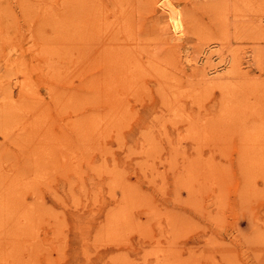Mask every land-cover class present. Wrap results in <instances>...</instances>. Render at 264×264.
Listing matches in <instances>:
<instances>
[{"label": "rangeland", "instance_id": "obj_1", "mask_svg": "<svg viewBox=\"0 0 264 264\" xmlns=\"http://www.w3.org/2000/svg\"><path fill=\"white\" fill-rule=\"evenodd\" d=\"M154 1L0 0V264H264V0H173L188 17L180 44ZM209 47L231 60L216 83L194 68ZM125 54L139 72L109 89ZM240 58L245 75L230 69Z\"/></svg>", "mask_w": 264, "mask_h": 264}, {"label": "bare ground", "instance_id": "obj_2", "mask_svg": "<svg viewBox=\"0 0 264 264\" xmlns=\"http://www.w3.org/2000/svg\"><path fill=\"white\" fill-rule=\"evenodd\" d=\"M76 1V0H75ZM82 1V0H81ZM85 1V0H84ZM94 1V0H93ZM148 1V0H147ZM152 1V0H151ZM173 0H155L154 1V3H155V10H156V12H160V13H162L163 14V16H165L166 18H167V20H166V22H167V25H168V27L170 28V30H171V36H170V40H172V41H174V42H176V44H180L181 43V41L182 40H184V38H185V35H186V32H187V29H188V26H187V18L184 16V11L179 7V4H177V3H174V2H172ZM175 1H177V0H175ZM183 1V0H182ZM41 2V1H40ZM45 2H46V0H45ZM49 2V1H48ZM53 2V1H52ZM67 2V1H66ZM68 2H69V0H68ZM99 2V1H98ZM178 2V1H177ZM76 3V2H75ZM86 3V2H85ZM223 3H226V2H224L223 1ZM247 3V2H246ZM65 4V3H64ZM70 4H71V2H70ZM83 4V3H82ZM96 4V3H95ZM151 4V3H150ZM42 5H45V4H42ZM72 5V4H71ZM93 5V4H92ZM98 5V4H97ZM102 5H106L105 3H103ZM101 5V6H102ZM217 5H219V7L222 9V8H224L225 6H223L222 7V5H220V4H217ZM84 6V5H83ZM86 6H88V5H86ZM96 6V5H95ZM100 6V7H101ZM153 6V5H152ZM70 7V6H69ZM69 7H68V9H69ZM86 9H87V7H85ZM88 8H90V7H88ZM98 8V7H97ZM183 8V7H182ZM217 8V7H216ZM64 9V8H63ZM91 9H92V7H91ZM94 9V8H93ZM153 9V8H152ZM185 9V8H184ZM61 10V9H60ZM66 10V9H65ZM64 10V11H65ZM79 10V9H78ZM88 10V9H87ZM215 10V9H214ZM225 9H223V11H224ZM46 11V10H45ZM86 11V10H85ZM110 11V10H109ZM115 11H116V9H115ZM153 12H155L154 10H152ZM151 11V12H152ZM217 11V10H216ZM215 11V12H216ZM219 11V10H218ZM217 11V12H218ZM223 11H221V12H223ZM95 12V11H94ZM103 12V11H102ZM101 12V13H102ZM111 12V11H110ZM109 12V13H110ZM54 13H59L58 11L57 12H54ZM63 13V12H62ZM62 13H60V14H62ZM65 13V12H64ZM76 13V12H75ZM79 13H81V12H79ZM225 12H223V14H224ZM51 14V13H50ZM71 14V13H70ZM114 14H115V12H114ZM227 14V13H226ZM53 15V14H52ZM67 15V14H66ZM81 15H84V13L83 14H81ZM88 15H91V13L89 14V12H88ZM155 15H156V13H155ZM221 15H222V13H221ZM220 15V16H221ZM225 15V14H224ZM223 15V18L224 17H226V15L224 16ZM60 16V15H59ZM64 16V15H63ZM72 17L74 16V15H71ZM76 16V15H75ZM74 16V17H75ZM87 16V15H86ZM85 16V17H86ZM104 16V15H103ZM110 16V15H109ZM158 17L160 16L159 15V13H158V15H157ZM264 16V15H263ZM50 17V16H49ZM99 17H100V15H99ZM61 18H63V17H61ZM64 18H66V17H64ZM76 18V17H75ZM91 18V17H90ZM93 18H95V17H93ZM100 18H102V15H101V17ZM163 18V17H162ZM227 18V17H226ZM59 19V18H58ZM57 19V20H58ZM67 19V18H66ZM222 19V18H221ZM262 19V18H261ZM69 20V19H68ZM80 20V19H79ZM165 20V19H164ZM60 21V20H59ZM71 21V20H70ZM70 21H68V22H66V23H68L69 24V22ZM89 21V20H88ZM263 21V20H262ZM72 22V21H71ZM91 22V21H90ZM100 22V21H99ZM164 22V21H163ZM77 23H78V21H77ZM97 23V22H96ZM106 23V22H105ZM227 23V22H226ZM71 24V23H70ZM76 24V23H75ZM89 24V23H88ZM88 24H86V25H88ZM121 24V23H120ZM189 24V23H188ZM228 24V23H227ZM261 22L259 23V26L261 27ZM83 25V24H82ZM90 25V24H89ZM88 25V26H89ZM92 25H94V24H92ZM165 25V24H164ZM222 25H224V24H222ZM69 26V25H68ZM73 25H71V28L73 29V28H75V26L74 27H72ZM96 26H97V24H96ZM108 27H109V25H107ZM114 27H117V26H114ZM168 27H165L164 29H166V28H168ZM228 27V26H227ZM250 27V26H249ZM67 28V27H66ZM70 28V27H69ZM71 28H70V30H71ZM78 28V27H77ZM86 28V27H85ZM101 28H102V26H101ZM169 28H168V30H169ZM236 28V27H235ZM238 28H239V26H238ZM246 28V27H245ZM81 29H83V27L81 28ZM190 29V28H189ZM254 29V28H253ZM257 29H259V28H257ZM257 29H255V30H257ZM92 30V29H91ZM104 30H106V28L104 27ZM121 30V29H120ZM169 30V31H170ZM238 30V29H237ZM69 31V30H68ZM73 31V30H72ZM83 32H84V30H82ZM124 31V30H123ZM236 31V30H235ZM254 31V30H253ZM71 32V31H70ZM99 32V31H98ZM98 32H97V34H98ZM87 33V32H86ZM125 33H127V31H125ZM236 33V32H235ZM89 34V33H88ZM92 34V33H91ZM115 34V33H114ZM122 34V33H121ZM226 34V33H225ZM242 34V33H241ZM263 34V33H262ZM113 35V34H112ZM188 35V34H187ZM236 35V34H235ZM234 35V37H236ZM86 36H87V34H86ZM89 36V35H88ZM94 36V35H93ZM99 36V35H98ZM244 36V35H243ZM82 37V36H81ZM90 37V36H89ZM125 37V36H124ZM224 37H225V35H224ZM241 37V36H240ZM245 37V36H244ZM95 38H97V37H95ZM256 38V37H255ZM84 39H85V36H84ZM114 39V38H113ZM113 39H111V40H113ZM131 39H132V37H131ZM188 39V38H187ZM216 39V38H215ZM241 39V38H240ZM260 39V38H259ZM119 40V39H118ZM124 40V39H123ZM122 40V41H123ZM224 40H226V39H224ZM253 40H255V39H253ZM125 41H127V40H125ZM186 41V40H185ZM188 41V40H187ZM221 41V40H220ZM111 42H113V41H109V44L111 43ZM115 42H117V41H115ZM124 42V41H123ZM219 42V41H218ZM122 43V42H121ZM171 44H173V43H171ZM214 44V43H213ZM112 45V44H111ZM208 45V44H207ZM216 45H217V43H216ZM225 45H227V44H225ZM108 46H110V45H108ZM120 47H121V49H122V46L121 45H119ZM118 46V47H119ZM104 47V46H103ZM115 47H116V45H115ZM123 47H124V51H125V46L123 45ZM128 47H129V45H128ZM206 47H208V46H206ZM220 47H222V46H220ZM109 48V47H108ZM107 48V49H108ZM172 48H174L173 46H172ZM181 48V47H180ZM102 49V48H101ZM101 49H100V51H101ZM106 49V50H107ZM98 50V49H97ZM96 50V51H97ZM111 50H112V46H111ZM109 51V49H108V52L110 53V52H112V51ZM115 50V49H114ZM213 50V48L212 47H209L205 52H204V56H202V57H200V58H198V60H195V67L194 68H196V67H199V66H202V68H201V70H202V72H203V74L205 75V79L207 80V81H213V80H215V78H216V76H219L220 75V71L221 70H223L224 68H229V67H231V63H230V65L228 64L229 62H231V60L230 61H228V63L227 62H225V60L223 61V62H220V61H222V60H220V61H218V62H213L214 61V59L217 57V56H219V53L217 54V53H215L214 51H212ZM251 50H253V49H251ZM250 50V51H251ZM115 51H117V52H119V55H120V52L121 51H123V50H121V51H119V49H117V50H115ZM42 52V51H41ZM47 52H48V50H47ZM127 51H125V53H126ZM234 52H236V53H238L237 51H234ZM255 52V51H254ZM98 53V52H97ZM99 53H102V51L101 52H99ZM114 52H112V55L113 56H115L116 57V55H114L113 54ZM128 53V52H127ZM251 53H252V51H251ZM251 53H250V56H251ZM257 53L259 54V53H261V52H258L257 51ZM46 54V53H45ZM53 54H55L54 52H53ZM52 54V55H53ZM107 54V53H106ZM124 54V53H123ZM122 54V52H121V55H123ZM262 54V53H261ZM99 55V54H98ZM104 55H105V53L103 52V56L102 57H104ZM111 55V54H110ZM120 55V56H121ZM112 56V57H113ZM129 56V55H128ZM234 56V55H233ZM97 58H98V56H96ZM101 57V56H100ZM105 57H106V55H105ZM111 57V58H112ZM232 57V56H231ZM240 57V56H239ZM118 58V57H117ZM260 58V57H259ZM258 58V59H259ZM101 59V58H100ZM99 59V60H100ZM104 59V58H103ZM105 59H109V56H108V58L106 57ZM134 59H136L135 57H133V60ZM139 59H140V57H139ZM229 59V58H228ZM231 59V58H230ZM234 59V58H233ZM236 59V58H235ZM241 59V58H240ZM239 59V60H240ZM97 60V59H96ZM255 60H257V58H255ZM108 61V60H107ZM112 61V63L110 64V66L109 65H107V62H105V64L108 66V68L106 69V70H109V71H112V74H111V78L109 79V77L110 76H108L109 75V72L107 71V73H108V75H106L107 77L106 78H108V80H107V88H109V89H111V88H113L114 86H118V84H120L121 86H124V85H127V84H129V81H130V79H131V75H133V72L136 70L135 68H136V66H135V68H134V66H133V64H132V59H130V58H128L127 56H126V54H125V57H122V59H120L119 60V58H118V60L117 59H113V60H111ZM110 60H109V62H111ZM191 61V60H190ZM241 61H242V59L240 60V63L239 64H236V66H235V64L234 65H232V68H230L234 73H241V74H244V72H242V66H241ZM96 63H97V61H95ZM95 63V64H96ZM139 63V62H138ZM141 63V62H140ZM262 63V62H261ZM104 64V63H103ZM104 64V65H105ZM193 64V63H192ZM191 64V65H192ZM98 65V64H97ZM141 65V64H140ZM139 64H138V66H140ZM100 66V65H99ZM142 66V65H141ZM112 67V68H111ZM145 67V66H144ZM100 68V67H99ZM111 68V69H110ZM142 68V67H141ZM150 68V67H149ZM138 69V68H137ZM105 70V71H106ZM145 70H147V69H145ZM98 71H99V69H98ZM141 71V70H140ZM139 72V71H138ZM137 72V70H136V73H138ZM154 72V71H153ZM98 73V72H97ZM96 73V74H97ZM104 73V72H103ZM107 73H105V74H107ZM136 73H134V75L136 74ZM156 73V72H155ZM101 74H102V72H101ZM100 74V75H101ZM115 74V75H114ZM118 74V75H117ZM158 74H160V73H158ZM157 74V75H158ZM104 75V74H103ZM137 75V74H136ZM135 75V76H136ZM142 75H143V73H142ZM207 75H209V76H207ZM245 75V74H244ZM95 76H97V75H95ZM95 76H94V78H95ZM144 76H145V74H144ZM104 77V76H103ZM138 76H136V78H137ZM160 77H161V74H160ZM165 77V75L163 76V78ZM92 78V76L90 77V79ZM98 78V77H97ZM135 78V79H136ZM139 78V77H138ZM140 78H142V76H140ZM242 78H243V76H242ZM247 78V77H246ZM89 79V78H88ZM103 79V78H102ZM129 79V80H128ZM166 79V78H165ZM248 79V78H247ZM245 80V81H249V80ZM92 80V79H91ZM133 80H134V78H133ZM132 80V81H133ZM136 80H138V79H136ZM252 80V79H251ZM103 81H105L104 79L102 80V82ZM101 82V81H100ZM106 82V81H105ZM165 82H166V80H165ZM214 83H216L215 81H213ZM218 82V84H219V87L222 89V92H223V99H224V103H226V102H228L229 101V96L230 95H232V90H233V85H232V83L230 82V81H225V80H219V81H217ZM250 82H252V81H250ZM91 83V82H90ZM141 83V82H140ZM172 83V82H171ZM214 83H213V85H214ZM247 83H249V82H247ZM132 84H134V83H132ZM210 84V83H209ZM246 84V83H245ZM244 84V85H245ZM252 84H255V83H253L252 82ZM100 85H101V83H100ZM137 85V84H136ZM136 85H132V87H133V89H134V86H136ZM138 85H140V84H138ZM137 85V88L140 90V88H139V86ZM173 85H174V83H173ZM212 85V86H213ZM243 85V86H244ZM249 86H251V84L249 83L248 84ZM258 85H259V83H258ZM261 85V84H260ZM103 86V85H102ZM104 86H105V84H104ZM128 86V85H127ZM170 86V85H169ZM207 86V85H206ZM253 86V85H252ZM262 86V85H261ZM116 87H114V88H116ZM125 87V86H124ZM130 85L128 86V88L130 89ZM141 87H142V84H141ZM217 87V86H216ZM242 87V86H241ZM259 87V86H258ZM257 87V88H258ZM94 88H95V86H94ZM94 88L91 90V91H93L94 90ZM119 88V87H118ZM128 88H126L127 90H128ZM137 88L134 90V92H138V91H136L137 90ZM171 88H174V86H172ZM251 88H254V87H251ZM261 88V87H260ZM90 89H91V85H90ZM97 89V88H96ZM104 89V91H105V88H103ZM121 89H123V88H121ZM126 89H124V91L126 90ZM216 89V88H215ZM99 90H100V88H99ZM112 90H114V89H112ZM118 90V89H117ZM116 90V91H117ZM126 90V91H127ZM132 90V89H131ZM175 90V89H174ZM208 90V89H207ZM209 90H211V89H209ZM235 90V89H234ZM242 90V89H241ZM243 90H245L244 88H243ZM247 90H249V89H247ZM251 90V89H250ZM101 91V90H100ZM121 91V90H120ZM170 91H172V90H170ZM95 92V91H94ZM96 92H98V91H96ZM123 92V91H122ZM173 92V91H172ZM176 92V91H175ZM181 92V91H180ZM189 92V91H188ZM238 92H240V91H238ZM251 93L253 92V91H250ZM261 92V91H260ZM107 93H108V91H107ZM112 93H114L113 91H112ZM124 93V92H123ZM129 93V92H128ZM208 93H209V91H208ZM212 93H213V91H212ZM235 93V92H234ZM264 93V92H263ZM114 94H116V92L114 93ZM119 94H120V92H119ZM119 94H117V96H116V98L119 96ZM126 94V93H125ZM183 94V93H182ZM191 94V93H190ZM196 95H197V93H195ZM199 94V93H198ZM201 94V93H200ZM214 94V93H213ZM250 94V93H249ZM93 95H95V94H93ZM98 95H101V94H98ZM104 95V94H103ZM128 95V94H127ZM184 95V94H183ZM187 95V94H186ZM201 95H203V94H201ZM210 95V94H209ZM236 95V94H235ZM252 95V94H251ZM263 95V94H262ZM106 96H108L107 94H106ZM105 96V97H106ZM110 96V95H109ZM108 96V97H109ZM113 96V95H112ZM111 96V97H112ZM115 96V95H114ZM169 96V95H168ZM188 96V95H187ZM187 96L185 97V95L184 96H182L181 98H187ZM190 96V95H189ZM192 96H194V95H192ZM205 97H206V95H204ZM238 96V95H237ZM236 96V97H237ZM245 96V95H244ZM248 97H249V95H247ZM247 96H245V97H247ZM98 97V96H97ZM121 97V96H120ZM160 97V96H159ZM162 97V96H161ZM202 97V96H201ZM256 97V96H255ZM258 97V96H257ZM262 97H264V96H261V98ZM104 98V97H103ZM191 98V97H190ZM239 98H241V97H239ZM260 98V97H259ZM258 98V99H259ZM261 98L259 99V101H262L261 100ZM100 99V98H99ZM98 99V101H100ZM117 99H119V98H117ZM178 99V98H177ZM188 99V98H187ZM192 99V98H191ZM219 99H221L220 97H219ZM231 99V98H230ZM234 99V98H233ZM251 99V98H250ZM250 99H248V100H250ZM106 100V99H105ZM104 100V101H105ZM108 100V99H107ZM110 100V99H109ZM108 100V101H109ZM167 100V99H166ZM222 100V99H221ZM236 100V99H235ZM239 100V99H238ZM237 100V101H238ZM97 101V100H96ZM108 101H105V103L107 102V104H108ZM113 101V100H112ZM120 101H123V97H122V100H120ZM163 101H164V99H163ZM231 101V100H230ZM234 101V100H233ZM246 101V100H245ZM256 101V100H255ZM255 101H252V103L253 102H255ZM258 101V100H257ZM91 102H93V101H91ZM103 102V101H102ZM166 102V101H165ZM240 102H241V100H240ZM239 102V103H240ZM248 102V101H247ZM118 103H121V102H119L118 101ZM173 103V102H172ZM172 103H171V105H172ZM221 103H223L222 101H221ZM223 103V104H224ZM230 103H232V102H230ZM238 103V104H239ZM259 103H264V101L263 102H259ZM91 104H93V103H91ZM101 103H97L96 104V102H95V104H94V106L95 105H100ZM102 104H104V102L102 103ZM101 104V105H102ZM117 104V103H116ZM228 104V103H227ZM226 104V106H228ZM234 104H236V103H234ZM233 104V105H234ZM241 104H244V102L242 103H240V105ZM247 104V103H246ZM248 104H250V103H248ZM254 104V103H253ZM105 105V104H104ZM109 105H111V104H109ZM167 105H168V103H167ZM167 105H165V108H166V106ZM232 105V106H233ZM257 105V104H256ZM103 106V105H102ZM101 106V107H102ZM107 106V105H106ZM106 106L104 107V108H106ZM118 106V105H117ZM185 106V105H184ZM224 106V108H225V105H223ZM232 106H230V108L232 107ZM236 106V105H235ZM244 106H246V105H244ZM258 106H259V104H258ZM261 106V105H260ZM259 106V107H260ZM96 107V106H95ZM111 107V106H110ZM122 107V106H121ZM120 107V108H121ZM168 107V106H167ZM182 107V106H181ZM219 107V106H218ZM247 107V106H246ZM246 107H244L245 109H246ZM253 107V106H252ZM108 108V107H107ZM112 108V107H111ZM119 108V106H118V109H120ZM229 107H228V109H230ZM249 108V107H248ZM248 108H247V110H248ZM255 108V107H254ZM101 109V108H100ZM99 109V110H100ZM114 109V108H113ZM168 109V108H167ZM178 109H180V108H178ZM177 109V110H178ZM227 109V108H226ZM236 109H238L237 107H236ZM240 109V108H239ZM260 109H261V107H260ZM263 109V108H262ZM219 110V109H218ZM234 110V109H233ZM241 110V109H240ZM253 110V109H252ZM259 110V109H258ZM116 111V110H115ZM176 111V110H175ZM227 112H228V110H226ZM232 111V110H231ZM248 111H251V108H250V110H248ZM237 112V111H236ZM235 112V110H234V112L232 111V113H235L234 115H237V113L239 112H237L236 113ZM244 112H246V111H244ZM264 112V111H263ZM99 112L97 111V114H98ZM100 113H101V111H100ZM108 113H110V112H105L104 111V114H103V116L104 117H106L105 116V114L106 115H108ZM120 113H122V112H120ZM177 113V112H176ZM176 113H175V115H176ZM226 113V112H225ZM232 113H231V115H232ZM247 113V112H246ZM249 113V112H248ZM110 114H113V113H110ZM110 114H109V116H110ZM125 114V113H124ZM174 114V113H173ZM228 114H229V112H228ZM96 115V114H95ZM98 115H100V114H98ZM162 115V114H161ZM179 115V114H178ZM218 115V114H217ZM250 115H253V114H250ZM256 115H257V113H256ZM263 115H264V113H263ZM95 117L94 115H91V117ZM112 116V115H111ZM118 116H121V115H119L118 114ZM125 116V115H124ZM164 116V115H163ZM218 116H220V115H218ZM233 116V115H232ZM238 116H239V113H238ZM246 116V115H245ZM254 116H255V114H254ZM253 116V117H254ZM259 117H260V115H258ZM99 117V116H98ZM102 117V116H101ZM100 117V118H101ZM104 117H103V119H104ZM225 117H227L226 116V114H225ZM231 117V116H230ZM229 117V118H230ZM257 117V116H256ZM261 117H262V115H261ZM97 118V117H96ZM107 118V117H106ZM118 117H117V115H116V119H117ZM124 118H126V117H124ZM129 118V117H128ZM220 118V117H219ZM238 118V117H237ZM245 117H243L242 119H244ZM264 118V117H263ZM95 119V118H94ZM111 119V118H110ZM115 119V121H118V120H116ZM122 119H123V115H122ZM240 121H241V117L240 118H238ZM98 120H100V119H98ZM112 121L114 120V118L113 119H111ZM120 120V119H119ZM126 120H128V119H126ZM178 120V119H177ZM179 120H181V119H179ZM184 120V119H183ZM235 120V119H234ZM246 120V119H245ZM262 120V119H261ZM38 121V120H37ZM85 121H87V120H85ZM236 121V120H235ZM30 122V124L28 125V127L30 126V125H35V123L37 124L38 122H36L35 121V123H34V121H33V124H31V121H29ZM93 122V121H92ZM97 122V121H96ZM121 122V121H120ZM125 122V121H124ZM237 122V121H236ZM262 122V121H261ZM88 123V122H87ZM94 124H93V126L95 125V122H93ZM103 123V122H102ZM113 123V122H112ZM116 123V122H115ZM118 123H119V121H118ZM123 123V122H122ZM175 123V122H174ZM222 123V122H221ZM251 123H253V122H251ZM26 124V123H25ZM109 124H111V122L109 123ZM190 124V123H189ZM228 124H229V122H228ZM260 124V123H259ZM92 125V124H91ZM107 125H108V123H107ZM119 126L120 125H122L123 126V124H118ZM220 125V124H219ZM254 125V124H253ZM261 125V124H260ZM90 126V125H89ZM113 126V125H112ZM112 126H109V127H112ZM115 126V125H114ZM190 126V125H189ZM188 126V127H189ZM221 126V125H220ZM252 126V125H251ZM258 126V125H257ZM88 127V126H87ZM101 127V126H100ZM99 127V128H100ZM200 127V126H199ZM202 127H203V125H202ZM223 127H224V125H223ZM231 127V126H230ZM229 127V128H230ZM232 127H234V126H232ZM241 127V126H240ZM250 127V126H249ZM84 128H85V126H84ZM108 127H106V129H107ZM118 128H120V127H118ZM191 128V127H190ZM196 128H197V126H196ZM213 128V127H212ZM235 128H237V127H235ZM234 128V129H235ZM255 128V127H254ZM253 128V129H254ZM259 128V127H258ZM88 129H90V128H87V130ZM92 129H94L93 127H92ZM102 129V128H101ZM106 129H105V131H106ZM185 129H186V127H185ZM189 128H187V130H188ZM199 129V128H198ZM201 129V128H200ZM200 129L199 130H197L198 132H200ZM224 129V128H223ZM234 129H231V131L232 130H234ZM256 129V128H255ZM262 129V125H261V128H260V130ZM84 130V129H83ZM86 130V131H87ZM91 130V129H90ZM89 130V131H90ZM190 130V129H189ZM195 130V129H194ZM193 130V131H194ZM241 130V129H240ZM258 130V129H257ZM89 131H87L88 132V136H89ZM103 131V130H102ZM110 131V130H109ZM118 131V130H117ZM202 131V130H201ZM207 131V130H206ZM234 131H237V130H234ZM234 131L232 132L233 134H234ZM262 131V130H261ZM86 132V133H87ZM96 132V131H95ZM95 132H94V134H95ZM226 132V131H225ZM255 132V131H254ZM85 133V135H87ZM91 133H93V131L91 132ZM99 133H101V132H99ZM190 132H188V134H189ZM194 133V132H193ZM193 133L191 134V135H193ZM216 133V132H215ZM240 133V132H239ZM238 133V134H239ZM246 133V132H245ZM252 133V132H251ZM258 133H260V131L258 132ZM264 133V132H263ZM262 133V134H263ZM93 134V135H94ZM98 134V133H97ZM197 134V133H196ZM211 134V133H210ZM225 134V133H224ZM224 134H222V135H224ZM92 135V134H91ZM92 135V136H93ZM103 135H104V133H103ZM216 134H214V136H215ZM261 135V134H260ZM264 135V134H263ZM83 136V135H82ZM87 136V137H88ZM101 136V135H100ZM99 136V137H100ZM195 136V134L193 135V137ZM201 136V135H200ZM208 136V135H207ZM226 136V135H225ZM228 136V135H227ZM226 136V140L228 141V137ZM233 136H235V134L233 135ZM252 136V135H251ZM256 136V135H255ZM98 137V138H99ZM103 136H101V138H102ZM105 137V136H104ZM95 138V137H94ZM100 138V139H101ZM198 138V137H197ZM220 139V138H219ZM225 140V139H224ZM253 140H258V139H253ZM85 141H88V139H86ZM85 141H84V143H85ZM94 141H96V139L94 140ZM98 141H100V140H98ZM260 141H262V139H260ZM259 142V141H258ZM90 143V142H89ZM92 143V142H91ZM228 143H229V141H228ZM99 144H101V141L100 142H98V145ZM52 146V145H51ZM229 146H231V145H229ZM58 146H56V148H57ZM239 147H240V145H239ZM55 148V149H56ZM230 148V147H229ZM241 148V147H240ZM50 149H51V151L53 150V148H51L50 147ZM57 150V149H56ZM50 151V152H51ZM59 151V150H58ZM244 151V150H243ZM246 151H248V148L246 149ZM57 152V151H56ZM60 152V151H59ZM58 152V153H59ZM99 152V151H98ZM249 152V151H248ZM263 152V151H262ZM261 152V153H262ZM49 153V152H48ZM52 153V152H51ZM57 153V154H58ZM103 153H105V152H103ZM200 154V153H199ZM249 154V153H248ZM255 154V153H254ZM253 154V155H254ZM50 155V154H49ZM103 154H101V156H102ZM243 155V154H242ZM51 156V155H50ZM104 156V155H103ZM261 156V155H260ZM65 158V157H64ZM102 158V157H101ZM264 158V157H263ZM67 160H69V157H68V159ZM102 160V159H101ZM264 160V159H263ZM63 161V160H62ZM196 161V160H195ZM201 161V160H200ZM99 162V161H98ZM198 162V161H197ZM206 162V161H205ZM263 162V161H262ZM262 162H261V164H262ZM69 163V162H68ZM202 163L203 162H201V164L200 163H198L201 167H203L202 166ZM66 164H67V162H66ZM205 164V163H204ZM246 164H247V162H246ZM89 165V164H88ZM211 165V164H210ZM222 165V164H221ZM230 165V164H229ZM243 165H244V162H243ZM251 165V164H250ZM258 165V164H257ZM196 166H198V165H196ZM199 166V167H200ZM217 166H219V165H217ZM225 166V165H224ZM261 166V165H260ZM95 167V166H94ZM190 167H191V169H192V166H191V164H190ZM193 167H194V165H193ZM228 167V166H227ZM229 167H231V166H229ZM239 167V166H238ZM247 167V166H246ZM255 168H256V166H254ZM91 168H92V165H91ZM208 168H209V164H208ZM218 168V167H217ZM242 168V167H241ZM252 168V167H251ZM259 168V167H258ZM70 168H68V170H69ZM189 169V168H188ZM198 169V168H197ZM201 169V168H200ZM200 169H198V170H200ZM210 169V168H209ZM214 169V168H213ZM212 169V170H213ZM221 169V168H220ZM219 169V172H221V170ZM228 169H231V168H228ZM235 169V168H234ZM249 169V168H248ZM196 170V168L194 169L193 168V171L194 172H196L195 171ZM201 170H204V168L203 169H201ZM212 170H211V172H212ZM252 170V169H251ZM257 170V169H256ZM98 172L100 171V172H102L101 170H97ZM189 172H190V170H188ZM253 171V170H252ZM251 171V172H252ZM258 171V170H257ZM115 172V171H114ZM206 172V171H205ZM204 172V173H205ZM210 172V171H209ZM210 172V173H211ZM216 172V171H215ZM240 172V171H239ZM106 173H110V171L109 172H106ZM152 173V172H151ZM191 173H192V170H191ZM191 173H190V176L187 174V178H188V180L185 178L184 180V185H185V183H186V181H188V183H189V180H190V182H191V180L193 179V174L191 175ZM197 174H199L198 173V171L196 172ZM201 174H202V172H200ZM207 173V172H206ZM206 173L204 174V175H206ZM257 173V172H256ZM259 173V172H258ZM119 174V173H118ZM153 174V173H152ZM214 174V173H213ZM114 175H116L117 176V174H116V172L114 173ZM210 175V174H209ZM202 176V175H201ZM208 176V175H207ZM221 176V175H220ZM227 176V175H226ZM215 177H218V176H215ZM251 177V176H250ZM113 178H115V176L113 177ZM122 178V177H121ZM208 178V177H207ZM212 178H214V177H212ZM247 178V177H246ZM209 179V178H208ZM216 179V178H215ZM222 179H224V178H222ZM114 180V179H113ZM206 180V179H205ZM247 180V179H246ZM249 180V179H248ZM248 180H247V182H248ZM118 181H120V180H117V182L116 183H118ZM208 181V180H207ZM214 181V180H213ZM219 181H222V180H219ZM209 182H210V179H209ZM240 182V181H239ZM114 183H115V181H114ZM115 183V184H116ZM218 183V182H217ZM253 183V182H252ZM251 183V184H252ZM114 184V185H115ZM119 184H122V181L119 183ZM126 184V183H125ZM128 184L129 185H131L132 183H129L128 182ZM187 184V183H186ZM220 184V183H219ZM248 184H249V182H248ZM253 185V184H252ZM116 186V185H115ZM119 186V185H118ZM122 186V185H121ZM126 186V185H125ZM124 187V186H123ZM127 187H130V186H126V189H127ZM134 187V186H133ZM133 187H132V185H131V187L130 188H132L133 189ZM190 186H188V188H189ZM221 187V186H220ZM252 187V186H251ZM253 187H254V185H253ZM121 188V187H120ZM129 188V189H130ZM185 188V187H184ZM114 189V188H113ZM123 189H125V188H123ZM125 189V190H126ZM128 190V189H127ZM131 190V189H130ZM129 190V191H130ZM133 190H135V189H133ZM122 191V190H121ZM124 191V190H123ZM189 191H190V189H189ZM85 192H86V190H85ZM111 192V191H110ZM134 192V193H133ZM131 194L132 195H134L133 196V199H131V201L132 200H135L136 199V197H135V192L136 191H133ZM193 191H191V193H192ZM130 194V195H131ZM143 194V193H142ZM187 194H190V193H187ZM258 194V193H257ZM122 195H125L124 193L122 194ZM128 196H129V194H127ZM127 195H125L126 196V200L128 201L130 198L129 197H127ZM245 195V194H244ZM190 196V195H189ZM253 196H255V195H253ZM257 196V195H256ZM258 196H260V195H258ZM131 197V196H130ZM134 197H135V199H134ZM139 197V196H138ZM144 197V198H143ZM142 197V195H141V198H143V199H145L146 201L149 199H146V196L144 195ZM262 197V196H261ZM129 198V199H128ZM124 199V198H123ZM140 199V198H139ZM139 199H138V202H139ZM151 200V199H150ZM194 200V199H193ZM192 200V201H193ZM191 201V200H190ZM129 203H130V200L128 201ZM132 202H134V201H132ZM137 202V201H136ZM137 202V203H138ZM145 202V201H144ZM150 202V201H149ZM152 202V201H151ZM66 203V202H65ZM125 203H126V201H125ZM75 204H77V203H75ZM134 204H136V203H134ZM133 204V206H134V209H135V205ZM152 204H153V202H152ZM73 205H74V203H73ZM78 205V204H77ZM77 205H75V206H77ZM125 205V204H124ZM140 205V204H139ZM141 205L143 206L144 204H142V201H141ZM125 206H129V205H125ZM133 206H132V208H133ZM141 206V207H142ZM130 207V206H129ZM146 207L147 208H151V210H153V205H152V207H149V206H147L146 205ZM125 208V207H124ZM136 208H138V207H136ZM140 208V207H139ZM144 208H145V206H144ZM111 209V208H110ZM141 209V208H140ZM132 212H134V211H132ZM132 212H131V214H132ZM153 212V211H152ZM128 213V212H127ZM124 214H126V213H124ZM135 213H133V215H134ZM155 214V213H154ZM159 215V214H158ZM125 216V215H124ZM128 216H130V215H128ZM120 217V216H119ZM131 217V216H130ZM158 217V216H157ZM156 218V217H155ZM129 220H130V218H128ZM107 220V219H106ZM128 220V221H129ZM133 220V219H132ZM136 220V219H135ZM137 221V220H136ZM107 221H105L104 223H106ZM132 222V221H131ZM131 222H130V224H131ZM135 222V221H134ZM125 223V222H124ZM126 223H129V222H126ZM145 223V222H144ZM109 224V223H108ZM123 224V223H122ZM129 224V225H130ZM133 224V223H132ZM138 224L140 225L141 223H139L138 222ZM149 224V223H148ZM151 224V223H150ZM170 224H172V222H170ZM173 224H174V222H173ZM142 225V224H141ZM177 225V224H176ZM100 226H102V225H100ZM109 226V225H108ZM108 226H106V227H108ZM123 226H124V224H123ZM134 226V225H133ZM132 226V227H133ZM137 226V225H136ZM173 226V225H172ZM171 226V227H172ZM174 226H175V224H174ZM104 227V226H103ZM119 227H121V225L119 226ZM128 227V226H127ZM144 227V226H143ZM109 228V227H108ZM134 228H136V227H134ZM133 228V229H134ZM138 228V227H137ZM173 228V227H172ZM115 229V228H114ZM120 229H122V228H120ZM123 229H125V227H123ZM121 230L122 232L124 231V230ZM129 229H131V228H129ZM117 230V229H116ZM119 230V229H118ZM135 230V229H134ZM134 230H131V231H134ZM140 230V229H139ZM172 230V229H171ZM108 231V230H107ZM120 231V232H121ZM137 231V230H136ZM146 231V230H145ZM144 231V232H145ZM153 231V230H152ZM112 232V231H111ZM126 232V231H125ZM130 232V231H129ZM128 232V233H129ZM138 232H141V231H138ZM137 232V233H138ZM147 232V231H146ZM150 232V231H149ZM109 233V232H108ZM116 233V232H115ZM151 233V232H150ZM146 234H148V233H145V235ZM164 234V233H163ZM111 235H114V234H112L111 233ZM95 236V235H94ZM115 236V235H114ZM122 236V235H121ZM117 237V236H116ZM148 237V236H147ZM101 239V238H100ZM121 239V238H120ZM123 239V238H122ZM149 239H151V238H149ZM99 241V240H98ZM102 241V240H101ZM123 241V240H122ZM100 242V241H99ZM96 243H98L97 242V240H96ZM101 243V242H100ZM116 242H113V244H115ZM112 245V244H111ZM94 253H96V252H94ZM118 254V253H117ZM121 254V253H120ZM119 256V255H118ZM116 258H118L117 256H116ZM108 259V258H107ZM115 259H113V261H114ZM112 261V262H113ZM117 261V260H116ZM115 264H116V262H114ZM113 263V264H114ZM119 264V263H118Z\"/></svg>", "mask_w": 264, "mask_h": 264}]
</instances>
